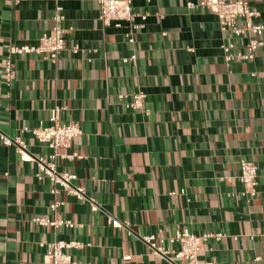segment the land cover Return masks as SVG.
Returning a JSON list of instances; mask_svg holds the SVG:
<instances>
[{
    "label": "crops",
    "instance_id": "obj_1",
    "mask_svg": "<svg viewBox=\"0 0 264 264\" xmlns=\"http://www.w3.org/2000/svg\"><path fill=\"white\" fill-rule=\"evenodd\" d=\"M188 1L201 0H136L135 9L150 15L132 45L126 27L102 24L95 0H0V132L47 157L51 149L23 129L47 125L54 108L61 122L80 123L72 150L84 157L59 160L58 168L75 173L73 184L100 206L93 211L39 179L37 162L0 139V264H44L40 242L59 240L89 243L69 253L91 264H172L144 236L163 237L172 249L168 238L184 228L226 234L203 245L200 263L264 264V46L253 61L227 65L222 45L232 36L215 14L188 9ZM250 4L264 24V0ZM56 5L63 26L72 27L66 49L55 63L13 56L8 83L7 47L36 44L51 30ZM138 90L144 108H127ZM241 159L257 165L254 197L242 195ZM54 201L62 205L52 211ZM36 217L74 227L40 225Z\"/></svg>",
    "mask_w": 264,
    "mask_h": 264
},
{
    "label": "built area",
    "instance_id": "obj_2",
    "mask_svg": "<svg viewBox=\"0 0 264 264\" xmlns=\"http://www.w3.org/2000/svg\"><path fill=\"white\" fill-rule=\"evenodd\" d=\"M19 2L20 0H16ZM99 7V20L105 27L123 28L126 27L125 37L128 43H136V34L145 27V21L150 13L147 11L137 10L134 7L136 0H95ZM188 9L198 7L206 8L216 15L220 28L224 33H230L231 39L225 41L222 45L223 58L227 65L235 61H253L257 51L264 46V24L258 23L255 19L260 13L253 9L250 0H201L198 3L193 1L187 2ZM61 5H56L53 16V26L48 33H44L36 44L14 45L7 47V57L5 74L6 81L11 82L15 73V64L12 57L22 54H36L49 59L53 63L57 62L60 54L66 49V36L72 30V27H64L63 22L66 16ZM241 21V25L239 22ZM243 40L242 44H237L236 40ZM78 52V47L74 48ZM131 55L124 59V62L135 59ZM129 95L121 94V99ZM129 101L125 106L129 109H143L146 94L142 90L130 94ZM59 108L51 111L49 123L39 125L38 127L23 129V132L32 133L40 142L45 143L51 153L47 157H35L27 149L26 143L21 136L9 137L0 132V139L6 146H13L17 153L24 161H36L38 172L36 176L39 179L48 178L54 185H58L68 193L74 195L78 200H87L91 204L93 211L98 210L100 206L92 199L88 198L85 189L73 184L77 179L75 173L65 170H59L58 161H75L82 159L84 156L78 151L72 150L73 142L76 138L81 137L83 129L78 122L63 123L59 120ZM149 113V110H146ZM257 165L249 160L241 159L239 179L245 186L242 195L249 194L254 197L257 194ZM52 193H57V188H53ZM62 205L60 201H54L50 204L52 211H55ZM36 223L44 226L74 227L71 221L48 219L45 217H36ZM108 222L113 226H121V223L109 216ZM226 236L223 232H205L203 234H194L189 229H179L168 240L175 245V248H168L165 245V239L155 234L144 236L145 242L149 245L151 251L168 260L172 264H214V262L200 263L198 254L203 245L209 240H221ZM40 246L46 247L44 264H91L73 259L69 250L82 249L90 246L89 243H83L78 240H59L40 242ZM259 262L261 257H256Z\"/></svg>",
    "mask_w": 264,
    "mask_h": 264
}]
</instances>
